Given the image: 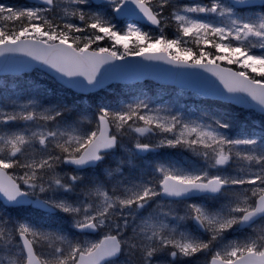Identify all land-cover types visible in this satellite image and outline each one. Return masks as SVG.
Segmentation results:
<instances>
[{"label":"snow or ice","instance_id":"snow-or-ice-1","mask_svg":"<svg viewBox=\"0 0 264 264\" xmlns=\"http://www.w3.org/2000/svg\"><path fill=\"white\" fill-rule=\"evenodd\" d=\"M71 2L78 5L88 4L89 0ZM43 3L49 7L17 9L0 3V21L4 22V26H0V57L19 53L48 65L65 77H84L88 84L93 86L98 83L96 77L100 67L109 61L122 60L128 55H140L145 59H166L167 62L180 67H201L212 71L229 93H246L264 110V80L251 77L247 71L234 72L230 68H219L215 64V60H227L229 64H238L241 68L250 69L251 72L264 77V11L253 17L237 16L234 12L238 5L254 6L252 0H233L230 4L222 0H211L210 4L206 5L197 3L195 6H185L172 14L179 36L170 40L163 35L153 38L136 24H127L126 30L121 34L115 24L100 14L86 17L80 9L71 13L65 9L66 15H78L80 21L90 20L87 27L95 30L91 37L70 35L73 32H84L85 29L73 23H65L62 29L54 26L53 22L41 13L51 11L55 0H43ZM108 3L117 14L133 15L135 9H138L150 24L160 27L161 32L163 31L161 13L154 10L153 0H108ZM129 3L135 5V9L126 7ZM167 3L168 0H161L159 7L162 8ZM259 6L264 10V0H261ZM181 11L215 14L223 19L218 25L181 14ZM16 22H19L18 27L15 26ZM9 23L11 27L8 26ZM131 36L136 37V42L130 48L126 38ZM105 37L114 42L113 48L121 45L124 51L120 53L106 47H100L98 51L89 50L93 43ZM183 37L193 38L197 46L201 43L211 44L217 51H226L227 55H217L205 64L203 61L212 53L201 49L197 55L190 47L181 48V44L187 43ZM210 37L212 39H209ZM141 41L153 42L145 45ZM159 45L163 47L158 48ZM173 48H176L175 54L172 53ZM253 49L261 51L255 53ZM181 52L184 54L181 55ZM68 82L73 81L70 79ZM141 109H148V105L140 102L121 111L102 108L98 114L96 130L90 132L56 129L33 131L31 136L23 132L0 134V195L11 203L23 204L29 202L25 198L34 195L37 189L40 193H45L53 190L55 185L57 190L72 191L74 184L83 179L82 177L72 175L65 182L58 176H52L51 183L45 186L42 182L43 176L39 175L38 171L54 170L55 162L74 165L77 169L102 162L108 150L118 146V134H123L126 126L140 136L156 129L172 134L171 138L160 141L161 146L184 145L193 151L203 148L204 151L198 154L206 160H211L213 168L227 166L233 157H236L247 162L249 166L253 163L259 165V170H247L248 178H245L210 174L207 170L173 171L161 166L157 169L162 176L158 182L159 190L149 183H142L125 188L121 195H115V190L110 195L102 185L97 184L88 193L96 197L95 203L77 205L64 199H37L35 203L40 207L58 209L63 213L81 217L75 220L74 227L82 232L93 233L105 228L108 231L102 239L72 243L28 223H20L14 232L22 243L10 264H115L122 254L129 257L125 264H132V257L137 252L140 264H153L157 254L165 252L172 260L211 252L208 264H264V225L254 227L257 220L264 219V135H261L259 141L254 138L233 139L220 131L230 127L227 122L216 121V126L213 127L211 124L183 122L176 116H161L158 110L156 113L147 111L141 114ZM62 115L61 111L51 109L40 113L33 110L2 114L4 123L16 120L55 121ZM129 121H142L143 126L133 127ZM34 142L43 146L42 150H46L50 142L54 143L61 155H49L39 160L32 156L22 163L17 157L25 155L26 148L31 147ZM239 146H247L248 150L240 151ZM135 148L139 152H146L152 145L137 141ZM16 167L25 169L18 179L31 192L22 189L17 178L8 173V169ZM240 170L246 171L244 168ZM235 185L252 187L242 192H233L226 211L223 208L212 211L203 204L196 203L187 206L186 217L194 220L200 229L209 234L207 240L200 239L190 232L180 231L178 226L167 223L168 213H163L164 218H161L159 213L141 217V223L132 227L133 235H125L129 228L128 217L135 219L140 210L145 209L156 197L185 198L194 193H201L215 198ZM117 217L122 219L123 223H120ZM234 226L252 228L254 234L243 241H230L212 252L215 242L222 240L223 234ZM13 239L11 232L6 237L5 230L0 229V240H3L6 246L12 244ZM55 240H59L61 245L66 244V247L57 246ZM42 242H46L47 247L51 249L47 256L36 250L37 245L42 246Z\"/></svg>","mask_w":264,"mask_h":264},{"label":"rangeland","instance_id":"rangeland-1","mask_svg":"<svg viewBox=\"0 0 264 264\" xmlns=\"http://www.w3.org/2000/svg\"><path fill=\"white\" fill-rule=\"evenodd\" d=\"M199 0H168L175 8V11L179 10L180 8H184L185 6H195L197 3L200 4H209L208 2H198ZM161 0H153V7L156 11H159L164 18H168L172 13V7L169 8L167 4H164V8L159 7ZM222 2L226 3L222 0ZM0 3L11 6L17 9L22 8H36V9H43L49 6H39L27 2V0H0ZM227 4V3H226ZM65 9H67L68 13H71L75 9H80L85 13V16L88 17L93 14H100L106 19L110 20L116 27H120L121 32L126 30L127 24H135V23H117L113 13V7L110 4H106L103 6H95L92 0H89L88 4H74L71 0H55V5L52 6V10L48 12L41 13L45 17H47L50 21L53 22L54 26H59L60 29L63 28L65 23H73L81 28H84L85 31L81 33L73 32L70 35H77V36H93L95 34V30L88 28L87 24L90 23V20L80 21L77 16L66 15ZM264 10H247L242 12V17H253L258 16ZM235 12V11H234ZM238 15L237 12H235ZM181 14L189 15V13L181 12ZM199 19L201 16H205V13H194ZM192 17L191 15H189ZM211 19L214 20L215 24L220 23L223 19L221 17L216 16L215 14H210ZM196 18V17H194ZM205 18V17H204ZM211 22V21H209ZM10 26L11 23H9ZM138 27L140 25L136 24ZM19 26V22H16V27ZM142 28V27H141ZM173 30V28H170ZM103 35V33H99ZM128 41V40H127ZM83 42V41H82ZM113 41L105 37L103 40L96 41L93 43V46L96 47H106L110 50H116L120 53L123 52V47L121 45H116L113 48ZM91 46V47H93ZM258 49H253V52H256ZM244 69L243 71H245ZM22 78H0V86L6 89L5 93L8 95L7 98L0 104V134L3 135H10L14 132H23L25 135L31 136L33 131L39 130H56L60 129L61 131H68L72 132L73 130H77L81 133L90 132L96 130L97 127V118L100 110L102 108H107L110 111H121L127 110L129 105L135 106L140 102H144L148 105V109H141V114L144 112L152 111L156 113L158 110V114L161 116H176L183 122H197L202 123L205 125L211 124L213 127L216 126V121H221L225 118H232L234 114L227 115L225 114L220 115L217 117L214 114H208L204 110L203 100L204 98L202 95H199L195 92L180 89L171 86H164L156 84L155 87H151L147 85V82L138 83V84H115L105 89L100 94L92 96L93 94L87 95L90 97H82L78 96L75 93L70 91L63 90L62 86H60L51 76L48 74L37 70L34 71L32 74H27L21 76ZM51 91L59 92L56 98H52ZM92 96V97H91ZM76 100H82L83 102H90V106H86L84 104L78 105V109H74V103ZM59 110L62 112L61 117H57L55 121H24V120H16L10 121L7 123L3 122L2 114H18L21 111H33L35 110L37 113L44 112L45 110ZM238 115H242L240 120H244L241 122L243 126V130L237 134H233L227 132L226 129H220L222 133L229 136L230 138H254L259 141L261 135H264V115L250 109H239V111L235 112ZM129 124H132L133 127L135 126H143L142 121H129ZM115 131V129H114ZM160 133V137L159 136ZM123 135V134H119ZM172 134L169 133H162L158 129L154 132L149 133L144 136H140L139 134L132 131L131 134H128L127 137H124L121 140V144L119 149H121L123 157L131 161L135 156L138 154L135 150V144L137 141L141 142V139L149 140L148 144H151L155 148V152L162 147H169L166 144L161 146L160 141L165 138H171ZM158 147V149H157ZM43 146L39 145L38 142H34L31 147L26 148L25 155H19L17 158L23 163L26 162L27 159L34 156L37 160L41 158H47V156L52 155H61L58 149L55 148L54 143H49L46 150H42ZM240 151H247V146H239ZM110 156L112 160L119 161L121 156L115 153H111ZM168 154L167 152H163L159 150V154L157 153L156 156L158 157L157 160L154 161V168L153 172L154 175L150 177L149 180H143L142 183H149L152 186L158 188V182L162 179L161 173L157 171V169L161 166L165 168H170L173 171H183V172H200L203 170H207L210 174H222L225 176H244L248 178V171L256 172L259 170L260 166L253 163L251 166L248 165L247 162L239 160L236 157L230 161L229 165L226 167H222L220 169L211 167L212 161L203 160L200 158H187L184 155L177 154L174 156L165 157L162 155ZM159 155V156H158ZM146 162H151L153 160V155L151 157L144 158ZM244 168L246 171L242 172L240 169ZM25 169L21 167L11 168V172L13 175L20 177L23 175ZM101 171L100 173H102ZM110 173V172H109ZM39 175L43 176V183H46V178H51L52 176H58L61 179L69 178L72 175L83 176L81 172L79 173H71L67 169H65V165L63 162H55L54 170L48 171H38ZM90 179L93 178V173L86 174ZM22 182V181H21ZM23 184V182H22ZM25 186V185H23ZM103 186V185H102ZM26 190L27 186H25ZM252 187L250 185H235L231 186L225 194H222L220 197H215L216 200H210L207 197L210 196H201L196 197L188 200H182L180 203H168L165 199L161 196L154 198L153 201L150 203L152 204V208H149L150 213H144V210H140L139 214L136 216L135 219L129 216L128 221L130 224L139 225L141 223V217H148L150 214L159 213L161 214V218L163 217V213H168L169 215L166 217V222L170 225L178 226L180 231H187L192 233L193 235L198 236L200 239H203L201 235L195 231L194 228L190 225V218L186 217L187 206L192 203L196 204H203L205 207L209 208L212 211H218L220 209H225L226 206L229 204V199L233 192H242L246 188ZM105 189V187L103 186ZM107 191V190H106ZM45 194L49 197L48 200H60L64 199L70 203H74L77 205H82L85 203H90L87 199H71L66 194H62L59 198L50 197V192H45ZM149 203V204H150ZM216 205H220L219 208H213ZM17 215V213H16ZM15 215V217H16ZM68 216V217H67ZM180 217H184V219H179ZM81 217H75L73 215L62 213L58 217L51 218V216H46L42 219V224H51L54 227H47L42 224H32L26 219H18L15 218L16 224L14 227H10L7 229V234L11 232L13 234V243L10 245H5L3 240H0V244H4V247H0V264H10L11 260L16 257V254L19 251V246L21 245V241L18 240L17 235L14 232V229L18 227L20 223H28L33 227L47 232V233H54L56 236L63 237L66 241L76 243V242H83L85 240L94 241L100 239V237L105 234H101L98 236H87V235H78L71 231L66 230L62 225L63 223H69L70 225L74 226V222L76 219H80ZM123 223L121 219L119 221ZM260 225H264V221L258 222L254 225V227H259ZM0 229H4L0 227ZM107 229V228H106ZM6 234V237H7ZM253 229L250 228L246 231H240L238 226H234L232 229L228 230L223 234V239L220 241L215 242V246L212 249V252L216 251L219 248H222L225 244L230 241H243L249 236H252ZM209 239V234L207 235ZM55 244L57 246H64L61 245L59 240H55ZM15 245V246H13ZM45 243L42 242V254L47 256L50 254L51 250L45 247ZM211 252H203L198 253L194 258H184L178 257L175 260L170 259L163 260L160 259V262L153 261V264H208V255ZM166 258H169L167 253H162ZM139 259V257H138ZM126 260L123 258L119 262L117 261L116 264H125ZM132 264H137L136 262L132 261Z\"/></svg>","mask_w":264,"mask_h":264},{"label":"water","instance_id":"water-1","mask_svg":"<svg viewBox=\"0 0 264 264\" xmlns=\"http://www.w3.org/2000/svg\"><path fill=\"white\" fill-rule=\"evenodd\" d=\"M95 1L101 2L103 0ZM126 7L135 9V5L130 3L126 5ZM118 15L119 17L139 18L140 20L148 22L146 18L143 17V14L139 13L138 9H135V14L133 15H125L122 13ZM36 67H41L54 75L60 82L83 93L98 90L116 81L132 82L151 78L162 83L195 88L204 92L207 96L229 100L238 105L255 106L258 109H261V107L252 101L246 93H229L219 77L214 75L212 71L201 67H180L167 62L166 59H145L143 56L133 55L125 57L122 60L117 59L109 61L100 67L96 77L98 83L93 86L89 85L84 77H65L55 69L50 68L48 65L19 53L6 54L5 56L0 57V74L21 73L23 71L32 70ZM219 68L227 69V67L222 66H219ZM231 70L237 72L233 69ZM70 79L73 82H68ZM147 152L148 151L142 153ZM3 199L7 203H11L7 201L6 198L3 197ZM25 199L30 202V199L27 197Z\"/></svg>","mask_w":264,"mask_h":264},{"label":"trees","instance_id":"trees-1","mask_svg":"<svg viewBox=\"0 0 264 264\" xmlns=\"http://www.w3.org/2000/svg\"><path fill=\"white\" fill-rule=\"evenodd\" d=\"M169 28H173V29H175V24H173V23H171L170 25H169ZM167 39V38H166ZM170 39H172V38H169V40ZM135 42H136V37H133L132 39H131V41H130V43H129V47L131 48V47H133V45L135 44ZM153 41H147V42H145V41H141V43H143V44H147V43H152ZM157 47H163L162 45H159V46H157ZM172 53L173 54H175L176 53V48H173L172 49ZM224 61H226L227 62V60H224ZM228 63V62H227ZM232 65H238V64H232Z\"/></svg>","mask_w":264,"mask_h":264},{"label":"bare ground","instance_id":"bare-ground-1","mask_svg":"<svg viewBox=\"0 0 264 264\" xmlns=\"http://www.w3.org/2000/svg\"><path fill=\"white\" fill-rule=\"evenodd\" d=\"M165 257V256H164ZM164 260V259H163Z\"/></svg>","mask_w":264,"mask_h":264}]
</instances>
